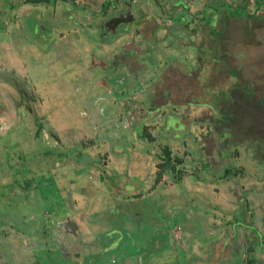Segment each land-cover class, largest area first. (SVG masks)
Returning <instances> with one entry per match:
<instances>
[{
    "label": "rangeland",
    "instance_id": "obj_1",
    "mask_svg": "<svg viewBox=\"0 0 264 264\" xmlns=\"http://www.w3.org/2000/svg\"><path fill=\"white\" fill-rule=\"evenodd\" d=\"M26 1H0V264H264V253L250 260L264 237V157L253 153L264 119L239 129L253 142H231L230 125L216 133L200 117L228 96L229 83L206 79L223 67L219 28L185 104L161 89L153 109L150 94L170 63L194 66L203 5L212 29L227 2ZM247 34L234 43L246 52ZM127 44L141 69L113 66ZM244 102L242 123L256 115ZM205 132L218 137L215 165L201 157ZM56 241L73 258L56 257Z\"/></svg>",
    "mask_w": 264,
    "mask_h": 264
},
{
    "label": "trees",
    "instance_id": "obj_2",
    "mask_svg": "<svg viewBox=\"0 0 264 264\" xmlns=\"http://www.w3.org/2000/svg\"><path fill=\"white\" fill-rule=\"evenodd\" d=\"M225 2H227L225 4H228L230 7L224 15L227 19L223 21L219 15H216L213 24L214 27L212 29L208 27L207 23L203 22L206 5L203 7L202 11H200L201 14L196 16L198 22H201L202 27H196L194 30L199 29V31H202L194 46V66H191L188 70L183 66L180 68L172 65V67L170 66L172 63H170L160 74V80L162 82H157V88L152 89L150 94L151 97H154L153 109L159 108V106L162 105L161 99L164 97L161 89L168 90L167 97H165L166 101H171L173 105L185 104L187 101L185 97H188L191 92H196L197 90L196 85L199 84L198 75L200 70L213 62V60H211L212 58L208 59L207 57L214 54L210 53L209 50L211 49V52H213L212 44L214 42V33L216 31L215 29L219 28V32L216 35V44L218 43L219 45V52L214 49V55H216L218 59H222L223 62L221 64L223 67L216 68L212 76L208 72L206 79L209 87L213 89H215L217 85H226V83H229L227 88L228 96L226 99L223 97L218 99L215 103L216 107L207 105L205 108L206 111L200 115V117L202 119H209V125L211 123L212 131L216 133L221 132V127L230 125L232 128V132L230 131V136L232 137L231 142H240L243 139H248L253 142L256 136L255 134L243 131H241L240 134L239 129L248 128V126L255 125L256 122L261 124L264 119V101H260L259 99V96L264 97V10L259 12L260 15L257 13L259 9L264 7V0H225ZM257 17L258 19H256ZM220 20L222 21L221 25L218 24ZM208 21L209 20H207V22ZM249 21L260 23L253 28ZM223 23L224 25H222ZM216 25L217 27H215ZM225 31H227L228 34H223ZM244 31L248 33L249 43L253 45L252 48L248 47L247 52L242 51L241 48L234 45L236 36L243 35ZM129 49H133V47L127 44L126 47L112 54L114 58L113 61H111L114 67L125 64L129 71H132V68L137 65H139L137 66L139 69L142 68V63L138 60L136 61L135 53H132L134 58L133 56L130 57V54L126 56V58L122 56ZM232 77H235L234 82L230 81ZM244 81H246V84ZM242 101H245V104L247 103L253 106V111L257 115L252 116L251 118L253 119H250L249 117L251 115L247 114V122L245 123H242V117L238 115L236 108H234V104ZM228 102H231L232 105L230 106ZM200 104L197 103L193 105L197 107L200 106ZM201 107L204 106L201 105ZM243 108H245V106H243ZM244 111L245 110H243V112ZM215 115L218 119H215ZM216 133L213 132L214 135L210 137L208 136L209 133L205 132L200 134L199 137L201 138L200 148L205 150L201 157L206 161H211V165L217 164L216 152L219 150V141L217 140L218 137H214ZM222 144L226 145V142H222ZM223 145H221V147ZM261 147L262 148L255 147V152H253L254 156H259L260 159L264 157V142H262ZM56 253V257L59 256L60 259L68 257L62 250L57 249ZM219 256L220 254L218 257ZM34 258V262L38 263L36 262L38 255H34Z\"/></svg>",
    "mask_w": 264,
    "mask_h": 264
},
{
    "label": "crops",
    "instance_id": "obj_3",
    "mask_svg": "<svg viewBox=\"0 0 264 264\" xmlns=\"http://www.w3.org/2000/svg\"><path fill=\"white\" fill-rule=\"evenodd\" d=\"M260 10H261V11L264 10L263 7H262L261 9H259V12H260ZM257 12H258V11H257ZM230 226H232L231 228H233L235 232L238 231V228H236V227H238L237 225H235V226L230 225ZM239 226H241V227H243V228H246V227H247V228H249V229H254V228L249 227V224H248V226H247V224H242V223H241ZM255 234L258 236V240H256V241H255V240H252L250 244L253 245L255 242H257V243H259V248H258L256 251L253 250L252 252H250V253H251V258H252V259L250 258V260H252V261L254 260L253 257L256 259V258L259 257V255L262 256V254L264 253V246H263V245H264V244H263V243H264V242H263V241H264V237L261 236L259 232H258V233H255ZM231 237H232L231 239H235V238H237V237H235V233H232V236H231ZM259 237H260V238H259ZM250 239H251V238H250ZM256 239H257V238H256ZM244 244H245V243H244ZM250 244H249V245H250ZM226 245L228 246V243H227ZM237 245H238V244H237ZM246 245H248V244H246ZM251 245H250V246H251ZM222 258H224V257H222Z\"/></svg>",
    "mask_w": 264,
    "mask_h": 264
},
{
    "label": "flooded vegetation",
    "instance_id": "obj_4",
    "mask_svg": "<svg viewBox=\"0 0 264 264\" xmlns=\"http://www.w3.org/2000/svg\"><path fill=\"white\" fill-rule=\"evenodd\" d=\"M1 1V0H0ZM44 0H28V1H26L27 3H29V4H39V3H42ZM175 6V5H174ZM178 6H179V4H178ZM182 6H185L186 8L185 9H182L183 10V12L184 11H186L187 10V5H186V2L184 3V1H182ZM216 6V5H215ZM177 7V6H176ZM203 7H205V4L203 5ZM203 7H202V9H203ZM173 8H175V7H173ZM202 9H201V11H202ZM43 235H44V233H43ZM59 243L60 242H58V241H56V244H55V249H56V251H57V249H59V250H62L65 254H67L68 255V257L69 258H73V257H71L70 256V252H68L67 250H63L64 248L61 246V245H59ZM51 250H53V248H51ZM50 250V251H51ZM53 254H51V256H52ZM1 257H3L2 255H1ZM5 257H3V259H4Z\"/></svg>",
    "mask_w": 264,
    "mask_h": 264
}]
</instances>
